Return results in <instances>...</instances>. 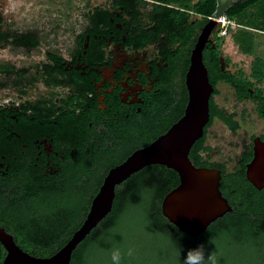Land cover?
Wrapping results in <instances>:
<instances>
[{"label": "flooded vegetation", "instance_id": "flooded-vegetation-1", "mask_svg": "<svg viewBox=\"0 0 264 264\" xmlns=\"http://www.w3.org/2000/svg\"><path fill=\"white\" fill-rule=\"evenodd\" d=\"M164 6L190 12V20L181 24V15ZM0 15V49L35 52L25 66L0 61L9 65L0 70V230L27 252L49 251L32 240L47 235L48 215L27 212L28 204H46L54 190L67 188L80 202L88 189L92 201L113 167L169 131L185 114L192 50L213 15L206 19L159 0H98L84 13L83 30L72 28L71 41L10 32ZM225 37L218 36L217 22L203 50L214 90L209 121L189 156L197 167L220 172V189L231 204L237 190L246 193L239 196L243 201L264 192L256 184L261 177L248 174L264 152V83L251 78L261 55H249L247 70L224 53ZM162 166L167 182L179 184V174Z\"/></svg>", "mask_w": 264, "mask_h": 264}, {"label": "trees", "instance_id": "trees-1", "mask_svg": "<svg viewBox=\"0 0 264 264\" xmlns=\"http://www.w3.org/2000/svg\"><path fill=\"white\" fill-rule=\"evenodd\" d=\"M159 1L177 3L206 19L216 8L215 0H201L195 5H191L190 0ZM164 9L179 13L181 24L190 20L191 14L186 10L168 6ZM226 14L240 24L231 32L239 51L256 54L257 38L264 35V0L238 1ZM1 21L0 15V26ZM19 39L17 43L24 42ZM5 68L9 65L0 63V70ZM251 69V78L264 83V57H255ZM164 169L160 164L149 165L117 189L111 213L74 251L71 264H111L114 248L121 249L122 264H181L188 250L201 244L206 254L216 251L218 264H229V256L235 257L239 248L243 251L239 256L246 260L245 264H264V192L243 201L239 196L246 193L237 190L240 195L233 198V210L220 220L223 224L214 223L200 236L192 237L180 231L162 213L164 196L178 184V181L167 182L169 178H166L167 173H162ZM88 191L85 190L83 202L67 188L64 193L63 190H54L46 204L39 200L28 204L27 212L48 215L43 220L47 223L44 230L47 235L32 236V240L50 247L49 251H29L31 254L52 255L68 241L73 229L81 225L88 213L91 202L87 198ZM129 248L134 249L131 256L127 255ZM5 255L6 252L0 253V264Z\"/></svg>", "mask_w": 264, "mask_h": 264}, {"label": "water", "instance_id": "water-1", "mask_svg": "<svg viewBox=\"0 0 264 264\" xmlns=\"http://www.w3.org/2000/svg\"><path fill=\"white\" fill-rule=\"evenodd\" d=\"M217 2L213 13L215 18L226 14L227 9L234 4L233 0ZM215 18L208 20L192 50L186 75L189 101L185 114L167 133L137 149L108 172L81 225L52 255L31 254L20 247L12 235L0 230V240L7 249L1 264H71L74 251L111 213L117 186L149 165H166L180 176L179 184L164 196L161 204L163 215L180 231L197 237L217 219L233 210L220 189V172L197 167L189 156L192 145L202 135L203 127L209 121V99L214 87L209 80L203 50L217 24ZM248 174L250 177L260 176V182L256 184L259 188L264 186V152L257 153L253 163L249 165Z\"/></svg>", "mask_w": 264, "mask_h": 264}, {"label": "rangeland", "instance_id": "rangeland-1", "mask_svg": "<svg viewBox=\"0 0 264 264\" xmlns=\"http://www.w3.org/2000/svg\"><path fill=\"white\" fill-rule=\"evenodd\" d=\"M96 3L98 0H0V11L4 17L5 29L10 32L36 31L43 39L71 41L72 28L77 31L83 30L84 13ZM223 51L249 70L254 56L264 57V35H259L257 38L254 56L242 54L231 34L225 37ZM33 53L35 52L11 45L0 49V61H9L21 67L34 60ZM229 264H244V262H239L236 257Z\"/></svg>", "mask_w": 264, "mask_h": 264}, {"label": "clouds", "instance_id": "clouds-1", "mask_svg": "<svg viewBox=\"0 0 264 264\" xmlns=\"http://www.w3.org/2000/svg\"><path fill=\"white\" fill-rule=\"evenodd\" d=\"M212 242L215 241L212 239ZM134 249L129 248L127 255H133ZM111 264H122V252L120 248H114L111 252ZM181 264H218V256L216 251L206 254L204 245L189 249L184 255Z\"/></svg>", "mask_w": 264, "mask_h": 264}, {"label": "built area", "instance_id": "built-area-1", "mask_svg": "<svg viewBox=\"0 0 264 264\" xmlns=\"http://www.w3.org/2000/svg\"><path fill=\"white\" fill-rule=\"evenodd\" d=\"M212 18H215L212 16ZM216 21L218 22V36H228L232 31L236 30L240 24H238L234 19H231L224 14L222 16L216 17Z\"/></svg>", "mask_w": 264, "mask_h": 264}]
</instances>
